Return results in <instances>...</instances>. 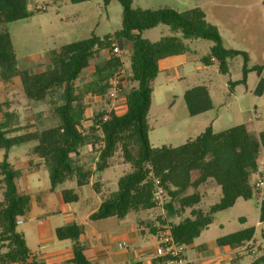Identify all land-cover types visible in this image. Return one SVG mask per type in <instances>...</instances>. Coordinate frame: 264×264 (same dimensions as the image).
Wrapping results in <instances>:
<instances>
[{
	"label": "trees",
	"instance_id": "16d2710c",
	"mask_svg": "<svg viewBox=\"0 0 264 264\" xmlns=\"http://www.w3.org/2000/svg\"><path fill=\"white\" fill-rule=\"evenodd\" d=\"M68 1L79 4L93 0ZM112 1L104 0V3L108 6ZM116 1L122 6L120 29L103 37L92 35L66 44L51 52L44 70L33 72L20 67L8 30L9 24L34 15V11L28 8L30 0H0V82L9 83L19 78L28 103H44L49 118L57 123L30 131V126L22 124L21 114L12 108L11 101H0V152L4 155L0 161V186H3L0 264H43L32 257L24 234L18 230V221L29 211L31 197L20 191L18 182L23 173L9 161L13 148L31 142L35 145L29 156L43 160L52 192L70 181H76L78 187L89 185L92 175L110 168L111 160L121 152L131 171L119 179L117 191L103 200L90 219H124L132 213L156 210L160 205L154 200V193L159 187L165 197V216L158 215L156 220L170 227L174 240L187 247L213 224L217 213L234 207L239 199L257 198L252 177L258 171L264 133L258 137L253 122L221 132H214L209 126L195 139L180 146H152L148 114L154 96L153 83L160 74V62L185 54L187 47L177 35L153 42L144 38L143 33L165 25L184 38L211 41L210 54L202 58V64L208 67L215 60L221 74L229 73L231 59L242 56L243 79L237 83H246L248 73L256 71L259 80L254 94L259 96L264 95L262 68H249L246 52L225 48L218 28L207 21L201 8L183 12L169 7L142 9L136 8L133 0ZM40 11L36 9V12ZM114 42H127L131 46L130 73L122 90L125 111L121 115L105 110L94 111L91 124L84 127L83 122L91 108L89 96L110 99L111 80L124 69L121 55L113 53L110 48ZM103 52L107 55L103 56ZM92 66L91 80L77 85ZM184 100L190 116L213 109L205 85L187 89ZM86 147L97 154L94 172L87 170L79 160L81 150ZM210 181L220 187L221 196L218 202L204 210L199 207L203 200L199 190ZM92 186L97 193L100 192L99 182ZM61 194L66 203L79 199L72 189H65ZM174 216L182 219L178 223L167 221ZM260 220L264 221V204ZM148 228L152 232L156 230L152 224ZM82 234L83 227L77 223L56 229L59 240L73 242L74 258L69 264H92L80 243ZM254 235L255 228H247L221 237L217 243L239 247L252 241ZM160 263H166V259L161 257Z\"/></svg>",
	"mask_w": 264,
	"mask_h": 264
},
{
	"label": "rangeland",
	"instance_id": "374dc122",
	"mask_svg": "<svg viewBox=\"0 0 264 264\" xmlns=\"http://www.w3.org/2000/svg\"><path fill=\"white\" fill-rule=\"evenodd\" d=\"M133 3L136 8L142 9L169 7L179 12L197 7L203 9L207 21L218 28L225 48L246 52L249 56L248 67H261L264 77V0H133ZM43 7H46L47 11H42ZM28 8L34 11L31 20L8 25L20 64L28 58L35 59L44 56L45 53L51 54L66 44L84 40L92 34L103 37L120 29L122 24V6L116 0L108 6L104 0L79 4H73L68 0L58 2L30 0ZM37 8L41 11L36 12ZM173 35L181 38L187 51L184 56L178 58L177 65L161 72L153 83L154 97L148 114L152 146L156 148L164 145L180 146L195 139L209 126H212L214 132H221L236 125L253 122L257 134L264 133V95L254 94L259 80L258 73L250 71L246 83L239 84L237 82L243 79L242 56L231 59L229 73L221 74L217 62L208 67L202 64V58L210 54L213 46L211 41L184 38L165 25H159L143 33L144 38L153 42ZM102 55L107 54L103 52ZM121 57L128 76L130 52L126 45H123ZM40 69L44 70L45 65L43 69L37 67L32 71ZM92 71L93 66L82 75L77 85L81 86L91 80ZM199 85L207 87L213 109L197 116H190L184 93L187 89ZM7 99L11 101L12 108L21 114L22 124L30 126V131L57 124L49 118L44 103H28L19 78L9 83H0V101ZM122 99V94L116 101L89 96L91 108L83 122L84 127L91 124L94 111L121 112L124 108ZM33 145L35 142L13 148L9 155L10 162L24 171L26 167L22 162L26 161L25 155H29ZM79 155V160L86 169L94 172L97 154L92 152L90 147H86ZM0 159H3V152H0ZM130 171L131 166L124 163L121 152H117L111 160L110 168L104 174L110 179V186L117 190L118 180ZM37 175L38 178L31 183V192L43 190L50 184L47 171L42 170ZM87 190L90 191L89 188ZM199 191L203 196L199 207L204 210L218 202L221 196L220 187L213 181L201 187ZM164 202L163 193L160 206L156 209L159 214ZM257 203L256 197L247 201L239 199L234 207L217 213L213 224L201 234L195 245H204L203 247L208 248L220 237L235 233L244 227H253L256 230L254 249L257 254L247 256L245 260L251 263L264 259V222L259 223ZM36 211L37 208L30 209L32 214ZM241 216L246 218L245 222L239 220ZM21 227L19 225V230ZM189 254L193 255L194 252L190 250Z\"/></svg>",
	"mask_w": 264,
	"mask_h": 264
},
{
	"label": "crops",
	"instance_id": "0c3cea01",
	"mask_svg": "<svg viewBox=\"0 0 264 264\" xmlns=\"http://www.w3.org/2000/svg\"><path fill=\"white\" fill-rule=\"evenodd\" d=\"M31 18L29 19L31 20ZM121 45L122 49L123 45H126L131 53L129 43L125 42ZM49 55L50 53H45L44 56H39L35 59L28 58L22 64L19 62V65L22 69L30 71L37 67L43 69ZM184 55H175L162 60L159 65L160 73L168 71L177 65L178 58ZM214 62L216 61L213 60ZM40 71L42 70L40 69ZM122 100L124 101L122 108H124L121 112H116L119 115L125 111L124 97ZM257 135L259 137L260 134ZM25 156L26 161L22 162V164L26 169L24 171L20 169L23 176L20 178L18 186L22 193L31 197V203L26 216L18 221V230L19 225H21L22 227L19 231L24 234L32 257L43 262V264H69L74 258L73 242L71 240H59L56 236V229L77 223L83 227L80 243L84 246L85 254L92 264H161L160 232L162 227L167 225H161L156 218L158 215L165 216L163 207L160 214L158 211L152 210L137 214L132 213L124 219L111 217L102 220H91L90 216L98 210L103 200L117 191L110 186V179L104 174L106 170L99 175L93 174L90 184L87 186L78 187L76 181H70L53 192L50 191V184L43 190L31 192V183L38 178L37 174L42 170H47L44 167L43 160L31 158L28 154ZM2 160L0 159V161ZM30 160H32V165H30ZM11 164L17 168L16 164ZM256 180L257 174L252 177L254 186L256 185ZM96 182L100 184L99 193L92 186ZM2 188H0V202L3 198ZM65 189L74 190L79 196L78 201L74 203L64 202L61 193ZM73 205L75 207H72ZM32 207L38 209L34 214L30 213ZM260 214L261 211L259 209V220ZM181 219V217L174 216L167 221L178 223ZM239 220L245 222L246 218L241 216ZM260 222L264 221L260 220ZM149 224L153 225V228L156 229L154 230L155 232L150 231V228H148ZM247 228L244 227L239 231ZM217 240L211 243V247L209 246L208 248L203 247L204 245H195L194 242L186 248L185 256L194 264H264V259L254 260L251 263L245 260L247 256L257 254L254 249L255 235L252 241L245 244V246L248 245V250L246 251L241 249L244 245L239 247L219 245ZM190 250L192 253L194 252L193 255L189 254Z\"/></svg>",
	"mask_w": 264,
	"mask_h": 264
},
{
	"label": "built area",
	"instance_id": "2783aa9c",
	"mask_svg": "<svg viewBox=\"0 0 264 264\" xmlns=\"http://www.w3.org/2000/svg\"><path fill=\"white\" fill-rule=\"evenodd\" d=\"M42 11H46V7L42 8ZM111 50L117 55L122 53V45L118 42H114L111 45ZM128 76L125 73V68L115 75L111 80L112 89L108 94V97L112 100H118L122 94L123 85L126 83ZM257 200L259 209L261 211L264 204V144L261 145V152L257 171L256 180ZM163 195V190L157 188L154 193V200L160 204ZM160 247L161 257L166 259V264H194L185 256L187 246L178 244L171 233L170 227L163 226L160 232ZM242 250H248V245L241 247Z\"/></svg>",
	"mask_w": 264,
	"mask_h": 264
}]
</instances>
